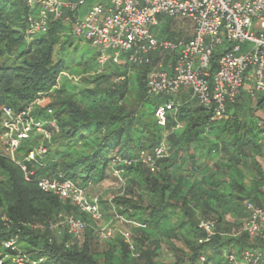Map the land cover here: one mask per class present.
I'll return each mask as SVG.
<instances>
[{
	"label": "trees",
	"instance_id": "obj_1",
	"mask_svg": "<svg viewBox=\"0 0 264 264\" xmlns=\"http://www.w3.org/2000/svg\"><path fill=\"white\" fill-rule=\"evenodd\" d=\"M31 13L23 0H0V122L4 106L19 112L42 94L49 102L36 106L34 115L41 121L55 119L59 131L44 141L41 135L25 140L17 158L23 161L31 149L43 143L47 152L37 158L41 165L36 160L23 161L27 168L35 170L37 176L62 173L86 186L89 181H103L117 156L135 158L142 150L152 152L163 141L166 150L154 170L142 162L112 166L125 178V192L116 202L126 207L123 214L136 217L144 227L132 235L135 250L118 237L102 251L92 249L96 235L89 214L26 181L21 165L1 152L0 212L6 213L12 225L7 228L0 214V241L19 233L23 246L36 257H49L50 264H163L156 260L161 241L151 235L181 209L182 218L172 230L189 238L187 250L166 242L174 264H199L203 255L207 256L204 264H227L222 257L225 251L264 246V241L252 240L246 234L232 235L248 219L246 202L264 207V93L253 98L243 89L228 105L229 118L224 120L216 119L188 89L151 95L147 78L157 67L160 53L152 64L140 66L129 63L123 55L119 63L107 64L105 71H100L97 53L88 60L81 56L85 65L81 70L76 66L74 72L94 73L84 79L90 85L77 92L76 85L61 76L65 71L73 72L74 62L67 61L66 51L77 37L69 25L57 20L27 42ZM172 21L159 38L174 40ZM226 50L220 47L215 51L213 71ZM169 102L174 107L167 111L162 125L156 111ZM139 190L148 195V202L142 203ZM61 212L86 221L82 245L67 247L71 236L65 229L66 236L58 240L50 230H37L32 225ZM202 219L216 222V234L205 243L199 242L204 235L199 227Z\"/></svg>",
	"mask_w": 264,
	"mask_h": 264
},
{
	"label": "built area",
	"instance_id": "obj_2",
	"mask_svg": "<svg viewBox=\"0 0 264 264\" xmlns=\"http://www.w3.org/2000/svg\"><path fill=\"white\" fill-rule=\"evenodd\" d=\"M32 10L28 17L29 34L46 32L50 24L63 20L71 33L97 50V61L103 69L109 63H119L126 56L133 65H150L154 55L166 52L172 59L163 66L161 62L148 75V93L151 95L175 94L188 89L192 98L213 111L218 120L229 118L228 105L234 103L244 89L253 98L264 93V0H23ZM159 16L186 18L192 22L193 35L188 40H165L157 36L154 27L160 25ZM251 45L247 47V45ZM230 45V47H226ZM227 50L219 57L215 71L212 60L215 51ZM40 99L15 112L3 107L0 122V142L8 158L21 165L26 181L35 182L46 193L69 200L94 221L103 219L98 199L88 200V189L79 181L57 176H37L23 161L36 160L47 152L43 143L31 149L23 161L17 153L25 140L35 135L51 139L59 131L55 119L38 120L34 109ZM173 102L160 106L156 116L165 125L168 110ZM49 113L52 110L49 109ZM166 150L165 141L152 152L142 150L138 157L123 159L117 156L114 164L142 162L154 170L156 161ZM2 153H0L1 157ZM117 174L121 172L116 171ZM248 219L243 227L234 229L233 236L246 234L252 240L264 241V207L246 202ZM116 214V213H115ZM119 222L123 214L115 216ZM2 221L7 228L12 225L6 216ZM87 223L75 214L59 217L56 221L36 223L34 228L50 230L53 234L65 229L73 240H80ZM199 227L204 235L200 243L210 241L216 234V222L202 219ZM110 235V233H108ZM127 239L130 233H125ZM69 247L70 243H66ZM133 248V245H130ZM134 249V248H133ZM227 264H264V246L246 247L241 251H225ZM207 256L200 257L204 264ZM0 264H50L49 257H36L23 246L19 233H12L0 241Z\"/></svg>",
	"mask_w": 264,
	"mask_h": 264
},
{
	"label": "rangeland",
	"instance_id": "obj_3",
	"mask_svg": "<svg viewBox=\"0 0 264 264\" xmlns=\"http://www.w3.org/2000/svg\"><path fill=\"white\" fill-rule=\"evenodd\" d=\"M161 21L160 25L157 27H154V31L157 35L161 36V32L163 30L166 29L167 27V22L171 19L168 16H159L158 17ZM172 25H171V29H170V34L173 35L174 40H188L189 38L192 37L193 35V25L192 22L189 19L186 18H172ZM37 33L35 34H29V29L27 30L26 33V40L27 42H32L34 37L36 36ZM161 39H165V40H171V39H166V38H161ZM171 40V41H174ZM62 44V42H61ZM251 45H247V47H250ZM59 47L60 44L56 46L55 48V59L58 58L59 56ZM78 47L77 51H74L75 48ZM67 53V61L70 62L73 61V72H68L65 71L61 74V76L67 77L68 79H70V81L76 85V87L78 88L76 91H80L81 88L87 87L89 86L86 82H84V79H87L89 77H91L94 73V70H90L86 73L84 72H74L75 69L77 68L76 66H79L78 69H82L83 66L85 65L84 61L81 60V56H84V60H88L93 54L97 53L96 48L92 47L90 45V43H88L87 41H84L82 39L76 38L73 45L68 47V50L66 51ZM157 55V54H156ZM154 55V57L156 56ZM159 56L161 58H159L158 60V64L161 62V64L163 66H167L166 64H168L167 62H169L172 59V55H170L169 53L166 52H160ZM79 60H81V64L79 65L78 62H80ZM98 69H100L99 67H97ZM100 71H105V69H100ZM134 72V70H133ZM59 81L62 82V78H59ZM134 83V81H133ZM132 83V84H133ZM37 99H40L41 104L46 105L49 102V99L47 98L46 95H39V97ZM36 99V100H37ZM3 111V108H2ZM257 115L259 116H263L262 112L257 111L256 112ZM2 119V118H1ZM2 142V141H1ZM0 142V153L4 151L3 145ZM17 157L20 159V152L17 154ZM18 159V160H19ZM112 166L114 167V164H110L106 170V178L103 181L100 182H92V185L90 186V188L88 189V193H87V197L88 200H92V199H98L99 203H100V207L102 209V213H103V219L100 221H94L92 224V229L95 232V240H93V247L92 249L95 247L96 250L102 251L104 249L108 248V245L116 240L118 237L122 238L125 242L129 243L130 245H135V241L133 240L132 235H135L137 233V231H139L140 228L144 227V225H142V223L137 220L136 217H129L127 213H122V211H124V209H126L125 206H123L122 204H118V202H116V200L118 199V197H121L123 195V193L125 192V181L120 174H117L116 171H118L116 168L114 170H112ZM141 194V200L142 203L143 202H148L149 201V197L146 193H144L142 190H139V192ZM139 199V198H137ZM147 204V203H146ZM2 212V213H1ZM0 214L2 216H6V213L4 211H1ZM116 213V214H115ZM118 214H123L126 222L121 223L119 222L117 219H115V216ZM70 213H66V212H61V213H52L49 214L47 218H44L42 222H37V223H47L49 221H56L57 219H59V217H65L67 215H69ZM8 218V216H6ZM81 218V217H80ZM182 218V210L178 209L172 216V218L170 219V221L168 222V224H166L164 227L161 226V228L154 230L155 234L151 235V238L153 239H160L161 241V246L160 249L158 250V257L156 258V260L159 263H163V264H174L175 263V258L173 257V252L172 250L169 248V246L167 245V243H172L175 246L182 248V249H186L187 250V241L189 237H186L185 235H183L181 232H174L172 230V228L180 221V219ZM86 222V221H85ZM36 224V223H35ZM34 225V224H32ZM89 226V225H88ZM39 228H37L38 230ZM238 229V228H237ZM129 232L130 236L127 239V237L125 236V233ZM108 233H110V235H108ZM54 236L58 239V240H62L64 239V237L66 236L64 229H59L54 233ZM85 236L83 235V237L80 239V241H75L73 239H71V237L68 239V243L73 244V243H80L82 245ZM167 242V243H166ZM131 248V249H133ZM135 250V249H133ZM209 264H215L213 262H210Z\"/></svg>",
	"mask_w": 264,
	"mask_h": 264
}]
</instances>
